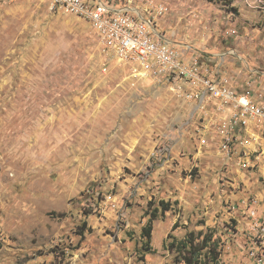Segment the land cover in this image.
<instances>
[{
	"label": "rangeland",
	"instance_id": "rangeland-1",
	"mask_svg": "<svg viewBox=\"0 0 264 264\" xmlns=\"http://www.w3.org/2000/svg\"><path fill=\"white\" fill-rule=\"evenodd\" d=\"M161 1V37L264 97V0ZM52 7L0 0V264H177L165 243L192 231L219 244L206 264H244L246 203L264 197V123L224 157L219 105L203 111L133 77L86 20Z\"/></svg>",
	"mask_w": 264,
	"mask_h": 264
},
{
	"label": "built area",
	"instance_id": "built-area-1",
	"mask_svg": "<svg viewBox=\"0 0 264 264\" xmlns=\"http://www.w3.org/2000/svg\"><path fill=\"white\" fill-rule=\"evenodd\" d=\"M51 3L55 10L86 20L98 33L103 47L125 66H131L133 77H151L158 83H166L181 99L196 101L203 111L210 102H215L220 114L228 113L216 126L222 137L220 150L224 157L231 156L237 142L249 147L255 141L249 128L256 129L264 123V97L238 92L218 70L208 67L205 55L196 51L186 54L161 37L156 18L167 13V2L148 0L146 15L129 5L119 7L116 0H51ZM137 72L144 76L136 75ZM241 163L247 165L245 161ZM245 212L251 220V237L248 247L243 246L247 251L244 264H264V197L247 201Z\"/></svg>",
	"mask_w": 264,
	"mask_h": 264
},
{
	"label": "trees",
	"instance_id": "trees-1",
	"mask_svg": "<svg viewBox=\"0 0 264 264\" xmlns=\"http://www.w3.org/2000/svg\"><path fill=\"white\" fill-rule=\"evenodd\" d=\"M161 205L164 211L170 209V202L162 201ZM153 224L152 219L143 228V236L146 238L144 245L146 250H150V243L152 239ZM204 235L203 231L196 234L194 231L190 232L184 239L177 240L174 238L170 242L165 243V248L176 252V263L185 264H206V263H217L220 257L219 244L217 240H214L212 233H207L202 240L200 237ZM171 237V234L169 235ZM173 237V236H172Z\"/></svg>",
	"mask_w": 264,
	"mask_h": 264
},
{
	"label": "crops",
	"instance_id": "crops-1",
	"mask_svg": "<svg viewBox=\"0 0 264 264\" xmlns=\"http://www.w3.org/2000/svg\"><path fill=\"white\" fill-rule=\"evenodd\" d=\"M137 9V8H136Z\"/></svg>",
	"mask_w": 264,
	"mask_h": 264
}]
</instances>
